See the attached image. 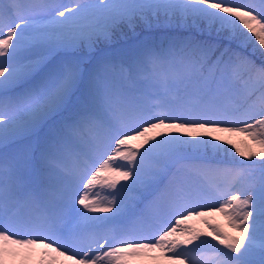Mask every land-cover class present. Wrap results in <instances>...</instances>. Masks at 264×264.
I'll use <instances>...</instances> for the list:
<instances>
[{
    "label": "snow or ice",
    "instance_id": "1",
    "mask_svg": "<svg viewBox=\"0 0 264 264\" xmlns=\"http://www.w3.org/2000/svg\"><path fill=\"white\" fill-rule=\"evenodd\" d=\"M37 250L264 264V0H0V264Z\"/></svg>",
    "mask_w": 264,
    "mask_h": 264
},
{
    "label": "rangeland",
    "instance_id": "2",
    "mask_svg": "<svg viewBox=\"0 0 264 264\" xmlns=\"http://www.w3.org/2000/svg\"><path fill=\"white\" fill-rule=\"evenodd\" d=\"M71 2H72V0H71ZM71 2L69 4H67V5H65V4L64 5L65 6H70ZM124 43H125V41H124ZM119 46L121 47V45H119ZM117 48H119V47H117ZM221 135H227V134H221ZM232 139L235 142H239L242 138L241 137L234 136V137H232ZM140 143H141V140L139 142L136 141V140H132V141L129 142V146L135 148ZM237 159H240V158H237ZM117 163H123V161H117ZM101 193H100V195H101ZM208 219H210L213 222H217V223L221 224L222 226H225L226 227L224 218L222 216H220L219 214H214L213 216L208 217ZM171 220H172L171 223H175L176 217H172ZM187 224H188V226H190L193 229H199V230H202V231H205V232L206 231H209V229H207L205 227L202 218H194L192 220H189L187 222ZM169 226H171V224H169ZM38 259H39V253L37 252L36 256H32L30 259H28L26 261V264H36V261H38ZM134 264H157V262L151 261V260H148V259H145L143 261H136V262H134ZM159 264H166V262L160 261Z\"/></svg>",
    "mask_w": 264,
    "mask_h": 264
},
{
    "label": "trees",
    "instance_id": "3",
    "mask_svg": "<svg viewBox=\"0 0 264 264\" xmlns=\"http://www.w3.org/2000/svg\"><path fill=\"white\" fill-rule=\"evenodd\" d=\"M129 36H131V35H129ZM120 40H121V39L118 38L117 42L120 41ZM233 154L236 155V154H235V150H233ZM236 158H240V157H239L238 155H236Z\"/></svg>",
    "mask_w": 264,
    "mask_h": 264
},
{
    "label": "bare ground",
    "instance_id": "4",
    "mask_svg": "<svg viewBox=\"0 0 264 264\" xmlns=\"http://www.w3.org/2000/svg\"><path fill=\"white\" fill-rule=\"evenodd\" d=\"M135 140L139 142L141 140V138H138V139H135Z\"/></svg>",
    "mask_w": 264,
    "mask_h": 264
}]
</instances>
